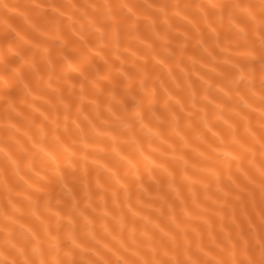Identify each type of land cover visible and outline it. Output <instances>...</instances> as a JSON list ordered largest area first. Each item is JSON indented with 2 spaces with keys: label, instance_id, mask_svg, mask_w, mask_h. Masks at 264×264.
Wrapping results in <instances>:
<instances>
[{
  "label": "clouds",
  "instance_id": "1",
  "mask_svg": "<svg viewBox=\"0 0 264 264\" xmlns=\"http://www.w3.org/2000/svg\"><path fill=\"white\" fill-rule=\"evenodd\" d=\"M18 6L17 0H0V31L11 30L7 19ZM92 7L110 21L111 31L84 13L78 0H30L23 29L12 30L18 44H0V65L15 73L10 78L0 70V112L27 121L21 128L0 119V264H264V0H143L141 8L133 0H97ZM122 17L128 18L123 34ZM61 21L66 31L52 27ZM141 23L147 36L138 31ZM84 24L86 32L80 31ZM70 37L109 70L101 73L87 51L80 62L73 60L65 52ZM187 41L203 54L176 64L156 55L157 45ZM138 45L164 65L183 95L162 81L139 78L151 97L147 105L133 97L131 109L123 111L127 100L110 91L102 102L88 97V112L66 111L60 123L56 114L44 116L58 141V130L71 123L76 133L71 145L61 141L62 151L53 154L36 143L33 131L40 136L47 131L33 119L40 111L33 101L41 93L59 98L65 87L76 86L74 75L95 83L118 72L131 82L124 65L146 58ZM25 48L31 52L25 54ZM10 57L30 67L33 79L7 64ZM209 64L211 71H205ZM14 87L23 91L20 98L8 95ZM159 121H166V130L155 126ZM112 122L124 135L111 131ZM25 137L51 158L70 197L66 212L52 205L19 206V200L30 201L40 190L28 175H38L30 161L17 154L28 151ZM101 138L109 143L98 145ZM121 142L134 145V153H121ZM101 151L113 152L122 166L99 160L95 153ZM63 165L79 175V193L64 182ZM90 167L102 173L95 181L88 176ZM24 216L34 217L39 227L23 223Z\"/></svg>",
  "mask_w": 264,
  "mask_h": 264
},
{
  "label": "bare ground",
  "instance_id": "2",
  "mask_svg": "<svg viewBox=\"0 0 264 264\" xmlns=\"http://www.w3.org/2000/svg\"><path fill=\"white\" fill-rule=\"evenodd\" d=\"M97 0H78L80 9L89 16H92L96 19L97 23L101 24L105 31H111L112 25L110 21L104 19L99 12L92 7ZM18 7L13 8L8 16L7 23L10 26V31L3 32L0 31V44L7 45L12 43L14 46L18 44V41L15 39V32L12 30H22L23 20L22 16L25 11L26 6L30 3V0H17ZM134 5L137 8L143 7V0H133ZM128 22L127 17L121 18V33L125 31L126 25ZM53 28H59L60 30L66 31L63 22H54L52 24ZM161 30H163L161 26ZM186 30L191 32L190 27H186ZM80 31H88V25L84 24ZM138 31L144 35H148V29L144 24L138 25ZM204 39L208 40L209 37L207 34H204ZM49 47L53 50L56 48L54 42L49 43ZM138 50L142 56L146 58L137 63H128L124 65V71L127 72L130 76L134 77L131 82L126 81L118 72H112V74L102 80H98L95 83H91L86 80H81L79 76H73L72 80L75 82V87H65L59 94V98L55 92L47 91L41 93V96L35 99L33 102L39 106L40 111L33 114V119L37 123H42L46 128V134L40 136L38 132L33 131V137L36 140V143L42 145L44 149H47L48 152L53 154H58L62 151L61 141L65 144L71 145L72 140L75 138L76 133L73 131L72 125L69 122L67 129L60 128L57 132V135L60 137L58 141L51 132V124L44 119L45 115L51 116L56 114L58 123L63 122L64 117L67 113H71L72 110L77 107L81 108L82 111H90V105L87 102L88 97H97L101 102L105 99V94L107 92H112L117 97H122L127 100V102L120 106L121 110L128 111L131 109L135 100H139L141 104L147 105L151 97L145 91V89L140 84V79L142 78L146 81H162L164 86L169 88L174 92L175 95H183L181 89H176L173 86L171 79L166 75L164 70V65L160 64L151 54L146 53L142 45H138ZM25 54H29L31 49L25 48ZM88 52V55L93 56V63L96 68L101 72L108 71L107 65L100 59V57L95 56V53L84 48V45L77 37H70L67 46L65 47V52L75 61L80 62L84 58V53ZM202 49L194 44L192 41H187L183 46L179 42H174L169 44L166 47H160L157 45L156 55L159 56L165 64H176L177 62H183L184 57L189 55L201 56ZM7 64L15 65L19 68L20 73L27 80L33 79V73L25 64L20 63V61L15 57H10L7 60ZM169 65H165L167 69ZM212 65H207L204 70L211 71ZM0 70L8 71L7 67L0 65ZM10 78H15V73L8 71ZM178 79H181V74L177 70L175 73ZM196 75H199L197 73ZM230 78V73L225 72L223 79L227 81ZM158 91H160L158 89ZM8 95L13 98H20L23 95V91L20 88H12L8 91ZM135 98L133 100L132 98ZM156 103L160 107L161 112H166L167 109L160 103L159 96L156 97ZM67 106V109L66 107ZM28 109H24L25 115L28 114ZM0 119H9L14 121L19 127L23 128L27 125V121L24 115H20L14 112H0ZM155 126H159L162 129L166 130L167 124L166 121L154 122ZM111 131L117 135H124L121 131V125L117 122H112L109 125ZM213 131H216L214 129ZM5 139L8 138V133L5 131L3 133ZM24 146L28 151L18 152V156L22 160L30 161L32 169L38 175H33L30 171L28 173L29 177L36 183L37 187L40 189L37 192L33 193L32 200H19L18 204L24 209L36 208L37 210H42L46 205L54 206L58 211L66 212L68 205L70 203V197L67 195V190L64 189L61 185L60 180L56 176L55 168L52 164L51 158L40 148L33 147L32 142L28 138H22ZM210 142L218 143L214 138L209 137ZM98 145L103 144L107 145L109 141L106 138H101L96 141ZM11 148L15 150L16 145L14 142L9 141ZM235 148V146H232ZM118 148L121 153L126 155H131L135 151V146L129 143L121 142L118 145ZM97 158L101 161L107 162L108 164L114 167H121L122 162L119 158L111 151H101L95 153ZM101 164L103 162H100ZM60 173L64 179V182L68 184L70 188L73 189V193H79L81 190V182L79 175L67 165H63L60 168ZM98 175H102L96 167H90L88 169V176L95 181ZM11 183L18 189L22 190L24 185L18 183L15 178L10 177ZM23 223H26L30 226L38 228V223L34 217L24 216L21 218Z\"/></svg>",
  "mask_w": 264,
  "mask_h": 264
},
{
  "label": "snow or ice",
  "instance_id": "3",
  "mask_svg": "<svg viewBox=\"0 0 264 264\" xmlns=\"http://www.w3.org/2000/svg\"><path fill=\"white\" fill-rule=\"evenodd\" d=\"M161 167H163V166L161 165ZM189 179H191V178L189 177ZM186 214H188V213L186 212ZM201 219H203V217H201Z\"/></svg>",
  "mask_w": 264,
  "mask_h": 264
}]
</instances>
